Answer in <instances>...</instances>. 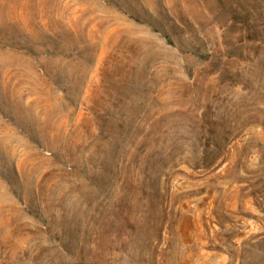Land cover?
I'll return each mask as SVG.
<instances>
[{
  "label": "rangeland",
  "instance_id": "rangeland-1",
  "mask_svg": "<svg viewBox=\"0 0 264 264\" xmlns=\"http://www.w3.org/2000/svg\"><path fill=\"white\" fill-rule=\"evenodd\" d=\"M0 264H264V0H0Z\"/></svg>",
  "mask_w": 264,
  "mask_h": 264
},
{
  "label": "bare ground",
  "instance_id": "bare-ground-1",
  "mask_svg": "<svg viewBox=\"0 0 264 264\" xmlns=\"http://www.w3.org/2000/svg\"><path fill=\"white\" fill-rule=\"evenodd\" d=\"M10 2H11V3H15L16 0H10ZM11 14H15V13H14V12H11L10 15H11ZM4 17H5V16H4ZM8 18H9V17H8ZM30 29H31V28H30Z\"/></svg>",
  "mask_w": 264,
  "mask_h": 264
}]
</instances>
